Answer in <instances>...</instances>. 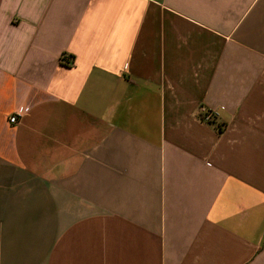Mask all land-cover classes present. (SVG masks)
I'll return each mask as SVG.
<instances>
[{"label":"crops","instance_id":"1","mask_svg":"<svg viewBox=\"0 0 264 264\" xmlns=\"http://www.w3.org/2000/svg\"><path fill=\"white\" fill-rule=\"evenodd\" d=\"M0 264H264V0H0Z\"/></svg>","mask_w":264,"mask_h":264},{"label":"built area","instance_id":"2","mask_svg":"<svg viewBox=\"0 0 264 264\" xmlns=\"http://www.w3.org/2000/svg\"><path fill=\"white\" fill-rule=\"evenodd\" d=\"M62 58L66 64L71 65L73 63V59L67 54H64ZM216 114L217 113L215 110L206 108L205 106H200L197 111V118L204 122H210L215 118ZM15 121H16V116L11 115L9 117V122L13 123Z\"/></svg>","mask_w":264,"mask_h":264},{"label":"trees","instance_id":"3","mask_svg":"<svg viewBox=\"0 0 264 264\" xmlns=\"http://www.w3.org/2000/svg\"><path fill=\"white\" fill-rule=\"evenodd\" d=\"M71 57V56H70ZM72 58V57H71ZM63 59V58H62Z\"/></svg>","mask_w":264,"mask_h":264}]
</instances>
